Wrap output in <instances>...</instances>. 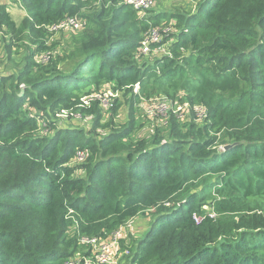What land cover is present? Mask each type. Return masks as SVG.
I'll use <instances>...</instances> for the list:
<instances>
[{
	"label": "trees",
	"instance_id": "obj_1",
	"mask_svg": "<svg viewBox=\"0 0 264 264\" xmlns=\"http://www.w3.org/2000/svg\"><path fill=\"white\" fill-rule=\"evenodd\" d=\"M14 1L23 27L0 3V264H65L88 253L81 237L140 215L148 225L121 241L123 264H264V207L252 202L264 196V0H191L194 11L144 15L125 0ZM70 16L86 23L70 28L61 54L48 26ZM167 25L177 32L151 49L171 42V54L139 63L146 34ZM136 83L172 104L143 136ZM106 88L130 104L125 124L119 102L108 122L98 100L82 102ZM73 113L89 124L61 123ZM213 191L216 217L202 209Z\"/></svg>",
	"mask_w": 264,
	"mask_h": 264
},
{
	"label": "built area",
	"instance_id": "obj_2",
	"mask_svg": "<svg viewBox=\"0 0 264 264\" xmlns=\"http://www.w3.org/2000/svg\"><path fill=\"white\" fill-rule=\"evenodd\" d=\"M128 4L133 6L135 9L139 10L140 14H144L146 9H149L156 0H125ZM85 26V23L80 21L78 16H70L67 19L61 21L58 24H53L48 26L49 30L56 32L62 28L64 29H73L79 30ZM166 31V30H165ZM161 40V33L157 29H152L149 33L146 34L145 39L141 43V47L138 50L139 56L151 55L154 51H158L162 47V52L156 56V58H161L166 54H171L170 45L171 42H166L163 45L157 46L154 49H151V42H156ZM0 42H1V31H0ZM51 57L50 52H45L37 57L40 62H47ZM134 90L130 95L134 93L138 94L139 101L138 105L143 109V112L151 117H155L160 114L163 108L166 106L163 100H160V97H152L150 99L145 98L142 95L140 89V83H136L132 86ZM124 94L121 90L113 91L112 88H106L104 90L94 92L90 95L82 97V102L90 105L92 101L98 100L103 112L110 111L111 108H114L115 104L122 99ZM162 99L171 100L167 97ZM181 108V107H180ZM169 113V112H168ZM197 114L200 118H203L207 115L206 109L202 106H197ZM78 116V114H77ZM84 152L78 153V159H84ZM207 215L211 217H216L217 213L211 208L208 209ZM194 218L197 222L201 221L202 218L197 214L194 215ZM125 227H121L117 231L107 235V236H86L81 237L83 244L87 245V252L84 254L74 255L72 258L67 260L65 264H123L124 255H129V249H123L121 241L126 239L127 234L125 232Z\"/></svg>",
	"mask_w": 264,
	"mask_h": 264
},
{
	"label": "rangeland",
	"instance_id": "obj_3",
	"mask_svg": "<svg viewBox=\"0 0 264 264\" xmlns=\"http://www.w3.org/2000/svg\"><path fill=\"white\" fill-rule=\"evenodd\" d=\"M191 0H156L154 2V4L149 8V10H153V11H156L158 12L159 10H162V9H168V10H175L174 8L175 7H182V8H190L188 9L187 11H194L195 10V5H193V7L191 6ZM0 3L1 4H5L7 6V8L10 10L11 14L13 15V18L15 19V21L18 23V25L20 27H23L24 26V22H26V11L24 10V8L21 6V3L19 2H15L14 0H0ZM97 4H95L94 6H96ZM92 6V7H94ZM92 7L91 8H88L85 13L87 12H92ZM148 11V10H147ZM144 14H146L144 12ZM143 14V15H144ZM80 17V16H78ZM80 21L83 22V23H86V18L84 17H80ZM172 25H167L165 30L167 31H162L161 33V38H162V41L165 40V36L167 34H173L174 32H177L176 28L174 27H171ZM71 32L72 30L71 29H62V30H59L57 32H54V33H51L49 35V37L47 38L48 40V43L49 45L53 44V42H59L58 43V46L56 47L57 51H59L61 54L63 53V50L66 48V47H63L64 44H68L69 42V37L71 35ZM24 34L26 35L27 34V31L24 32ZM6 38V37H4ZM4 40V39H3ZM2 42V41H1ZM0 42V58L2 57V55H4V51L2 52V50L4 49V44ZM158 51H154L152 53V56L151 55H143V57H140V58H137L138 62L139 63H142L143 61H146L148 62L149 64H154L155 62V59H156V56H158L163 50H162V47L160 49H157ZM23 48H20L19 46H15V53L17 57H19L22 53H23ZM62 66V65H61ZM4 68V64L1 62L0 63V73L2 71V69ZM153 97H160L161 99L160 100H163L164 103L166 104V106L163 108V110L160 112V114L156 115L155 117H151L149 116L148 119H145L146 120H149L147 121L145 127H142L141 129L138 130L137 134L138 135H148L150 134L158 125H160L165 119H167V116H168V112L172 109V104L171 102L168 100H165V99H162L166 96L164 95H156V96H153ZM126 97L125 95L122 97V99H120L119 103L121 105V108H120V111L117 115V117L115 118V121L117 124H125L128 120H129V108H130V104L127 103L126 101ZM181 108H177L175 109V111H180ZM112 112L113 111H108V112H103V115H104V121L105 122H108L111 118V115H112ZM189 116V112H186L184 114V118H188ZM137 118L138 120H141L140 119V116L139 114L137 115ZM89 121V119H87ZM87 120L81 116H77V114L73 113L72 115V118L67 120V118H63V120L61 119V123H66L68 124L71 123L73 125H80V126H87L89 124V122H87ZM144 121V122H145ZM217 193L215 191L213 192H209L208 194V201L206 204H204L202 206V209L203 210H206L208 211V209L210 208H214L215 209V202H214V196H216ZM212 196V197H211ZM252 202L253 203H258V205H261L264 207V196H261V197H257V198H253L252 199ZM216 210V209H215ZM218 214V212H217ZM144 220H146L145 216H137L135 217L134 219H132L131 221H129L124 227L126 228L125 229V232L126 234L128 232H130V230L135 233L137 236H140L144 231ZM146 224V222H145ZM129 236H130V233H129ZM82 246L84 248L87 247V245L85 244H82ZM80 254H83L81 250H79L76 255H79ZM129 258V255H124L123 256V259L125 260V263L127 262Z\"/></svg>",
	"mask_w": 264,
	"mask_h": 264
},
{
	"label": "water",
	"instance_id": "obj_4",
	"mask_svg": "<svg viewBox=\"0 0 264 264\" xmlns=\"http://www.w3.org/2000/svg\"><path fill=\"white\" fill-rule=\"evenodd\" d=\"M24 92V90H22V92H21V94ZM234 144H227L226 146H225V149H228V148H230V147H232Z\"/></svg>",
	"mask_w": 264,
	"mask_h": 264
},
{
	"label": "crops",
	"instance_id": "obj_5",
	"mask_svg": "<svg viewBox=\"0 0 264 264\" xmlns=\"http://www.w3.org/2000/svg\"><path fill=\"white\" fill-rule=\"evenodd\" d=\"M145 222H146V224H145ZM144 229H146V227H147V225H148V222H147V220H144Z\"/></svg>",
	"mask_w": 264,
	"mask_h": 264
}]
</instances>
